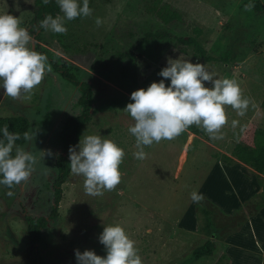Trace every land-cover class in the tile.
Returning a JSON list of instances; mask_svg holds the SVG:
<instances>
[{
	"label": "rangeland",
	"instance_id": "374dc122",
	"mask_svg": "<svg viewBox=\"0 0 264 264\" xmlns=\"http://www.w3.org/2000/svg\"><path fill=\"white\" fill-rule=\"evenodd\" d=\"M78 2L82 6L83 0ZM149 4L151 0H89L91 16L64 22L71 41L80 48L79 53L68 55L51 30L35 33L33 0H0V14L18 18L20 27L33 37L29 47L90 86L89 118L79 140L83 135H101L125 153L120 183L99 196L86 193L84 178L74 175L69 165L57 216L47 220L40 232L39 256L44 264H77L74 250H92L103 257L106 250L99 234L104 226L119 224L135 242L142 264H188L193 249L207 239L215 244L213 254L192 264H264V217L258 215L256 203L264 199V173L237 162L224 164L220 147L230 140L250 144L254 130L264 129V0H160L158 5L178 15L170 25L149 11ZM248 4L252 8L246 11ZM97 18L102 21L99 26ZM187 37L214 60H195L182 42ZM127 52L133 54V64L123 77L119 71L125 59L119 54ZM168 58L204 64L214 78L235 79L251 103L243 117L225 106L228 123L221 129L223 139H211L204 130L203 136L186 130L173 140L145 147L146 158L138 160L133 155L135 137L128 131L134 121L123 111L124 104L131 92L147 89L152 82L163 79L166 86L170 84L158 75ZM101 59L107 67L100 66ZM78 96V88L52 68L30 94L22 93L18 99L0 88V117L27 119V132L34 139L17 147L37 160L27 182L11 191L0 187V264L32 261L25 221L46 217L50 210L55 157L62 154L70 163L58 133L67 117L79 114ZM233 120L239 122L235 128ZM48 150L52 156L43 158L40 151ZM249 184L253 193L246 196ZM193 191L204 197L202 202H192ZM202 210L209 212L214 224L211 237ZM250 221L251 231L244 232Z\"/></svg>",
	"mask_w": 264,
	"mask_h": 264
},
{
	"label": "clouds",
	"instance_id": "9594fccd",
	"mask_svg": "<svg viewBox=\"0 0 264 264\" xmlns=\"http://www.w3.org/2000/svg\"><path fill=\"white\" fill-rule=\"evenodd\" d=\"M56 2L63 15L53 18L47 14L39 22V27L66 34L65 20L92 14L89 0H83L82 6L78 0ZM43 3L47 4L49 0H43ZM244 7L247 11L252 5ZM101 22L96 19L97 26ZM32 40L29 32L20 27L18 18L7 12L0 14V88L13 99L20 98L22 93L30 94L42 82L45 73L51 71L47 56L29 47ZM158 75L170 80V84L166 86L162 79L152 82L147 89L131 92L132 102L123 109L134 121L128 131L135 137L137 151L133 155L138 160L146 158L145 147L161 140H173L193 125L202 128L211 139H223L221 129L228 123L225 106H230L243 117L251 103L243 96L235 79L214 78L204 64H194L188 59L168 58L167 66ZM205 82L211 87H206ZM238 123L233 120L232 127ZM2 132L0 184L12 188L29 180L37 160L31 152L15 145L19 134L10 133L7 125ZM23 137L33 140L34 134L25 132ZM40 152L43 158L52 156L50 150ZM68 154L71 172L84 178L83 186L89 195H103L105 190L112 191L120 183L122 174L119 168L125 153L114 141L97 134L83 135L77 145L69 147ZM190 199L200 203L204 197L193 191ZM98 239L104 245L106 255L98 256L92 250L82 253L74 250L77 264H142L135 242L119 224L104 226Z\"/></svg>",
	"mask_w": 264,
	"mask_h": 264
},
{
	"label": "trees",
	"instance_id": "16d2710c",
	"mask_svg": "<svg viewBox=\"0 0 264 264\" xmlns=\"http://www.w3.org/2000/svg\"><path fill=\"white\" fill-rule=\"evenodd\" d=\"M160 0H151V4L148 6V10L152 11L153 14L164 24L170 25L172 21L178 19V15L175 11L171 10L168 6L161 4L158 5ZM60 8L56 0H49V3L44 4L43 0H33V16L32 23H36L37 29L36 32H42L44 28L39 27V22L44 19L47 14H51L55 18L59 14ZM79 17L70 20V22L76 21ZM66 23H64V26ZM196 30L193 29V33ZM156 35V34H155ZM153 36H148L151 38ZM37 39H40V35H36ZM54 38L65 51L66 54L70 55L71 53H79L80 48L71 41L70 32L67 31L66 34L54 33ZM145 38V39H147ZM182 42L191 48L192 57L197 60L203 61H212L213 58L206 55V52L198 45L196 40L192 37H187L185 41ZM92 46L95 47L93 44ZM36 51V50H35ZM40 53L39 51H37ZM42 54V53H41ZM120 58L125 59V63L120 69V75L125 77L132 67L133 64V54L131 52L119 54ZM227 60V58H225ZM48 63L51 65V68L56 72L63 80L77 87L79 91V96L76 100V105L79 107V114L76 116L67 117L58 133V140L62 150V153H66L70 146H75L79 140L81 128L89 118V109L91 103V89L90 86L85 82H78L75 77L66 72L65 70L58 67L51 60L48 59ZM100 66L105 68L107 67V62L104 59L100 60ZM101 74V72H97ZM131 100L125 102L124 106L127 103H131ZM264 105V103H263ZM7 125L9 132L17 133L20 135V138L15 141L16 146H22L25 142L23 134L27 132L28 121L22 116H10V117H0V139H3V127ZM242 127V126H238ZM187 131L193 135L203 136V130H197L190 126ZM237 131H240L238 128ZM221 149H224L227 154L236 159L238 162L249 167L256 173H264V129H256L253 132L252 139L250 144L244 143L239 140H230L226 145H222ZM14 155V153H13ZM221 161L227 165H230L231 159L222 156ZM54 168H55V179L52 182V205L46 217H37V218H26V236L29 244L32 246V261L29 264H44L42 258L39 256L36 245L40 241V232L45 228L47 220H54L57 216V207L60 202L61 197V185L66 181L69 173V162L66 157L62 154H59L54 159ZM2 179V176H0ZM0 187L6 191L13 190L16 185L12 188H8L5 185L0 184ZM258 205L264 206V199L257 201ZM201 213L204 217V228L208 230L209 235L214 233V224L210 217L209 212L202 210ZM215 250V244L211 239H207L203 244L193 249L189 258L186 260L188 264L193 262L210 257Z\"/></svg>",
	"mask_w": 264,
	"mask_h": 264
},
{
	"label": "crops",
	"instance_id": "0c3cea01",
	"mask_svg": "<svg viewBox=\"0 0 264 264\" xmlns=\"http://www.w3.org/2000/svg\"><path fill=\"white\" fill-rule=\"evenodd\" d=\"M241 130V129H240ZM221 147V146H220ZM222 150V149H221ZM223 152H224V155L226 156V157H228V158H230L232 161H231V163H230V165L233 163V162H237V163H240V162H238L236 159H234L233 157H231L229 154H227L226 153V151L223 149ZM225 164V163H224ZM242 164V163H241ZM227 165V164H226ZM230 165H228V166H230ZM245 166V165H244ZM247 167V166H246ZM230 168V167H229ZM249 168V167H248ZM250 169V168H249ZM250 170H252V169H250ZM253 171V170H252ZM255 172V171H254ZM256 173V172H255ZM222 176V175H221ZM223 177V176H222ZM242 178V177H241ZM242 180H243V182H246L243 178H242ZM251 184V183H250ZM250 184H249V189H247L248 191H247V194H246V196H248V195H251L253 192H251V191H253L252 189H251V186H250ZM246 186H244L243 188H245ZM248 187V186H247ZM242 194L244 193L245 194V190L243 189V192H241ZM213 195L214 196H216V193H213ZM218 199V198H217ZM222 201V200H221ZM257 203V202H256ZM221 205V204H220ZM223 205V204H222ZM257 206H259V207H257V208H259V212H258V215H260L261 217H264V206H262V205H258L257 204ZM252 221V220H251ZM248 222V224H247V230H246V228H244V232H246V231H251V229H250V226H251V224H252V222Z\"/></svg>",
	"mask_w": 264,
	"mask_h": 264
}]
</instances>
